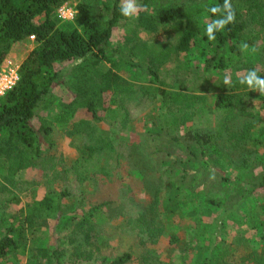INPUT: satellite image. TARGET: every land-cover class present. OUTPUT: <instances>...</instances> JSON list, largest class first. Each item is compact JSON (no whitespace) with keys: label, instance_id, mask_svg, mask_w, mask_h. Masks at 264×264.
Listing matches in <instances>:
<instances>
[{"label":"trees","instance_id":"16d2710c","mask_svg":"<svg viewBox=\"0 0 264 264\" xmlns=\"http://www.w3.org/2000/svg\"><path fill=\"white\" fill-rule=\"evenodd\" d=\"M67 1L70 0H0V69L14 44L28 41L31 35L36 41L19 65L16 84L0 97V164H6V173L1 178L12 184L19 170L40 160L41 147L52 146L46 140L54 123L69 137L79 135L82 140L76 146L79 156L64 170H71L79 182L113 186L124 152L92 122L102 121V112L110 113L112 105H116L124 116L119 118L117 130L112 133L117 136V132L126 129L130 120L123 104L127 83L122 73L135 68L147 78V85L140 88V97L155 105L159 102V106L152 112V124L157 130L127 144L128 155L150 153L151 158L145 160L149 171L163 168L162 175H173L175 180L171 182L179 191L200 192L202 209H219L224 221L227 217L239 219L240 224L247 222L261 245L240 261L264 264V142L253 132L260 122L253 101L259 100V106L264 109V93L236 91L231 86L217 92L210 107L204 93L185 90L183 85L179 89L167 88L159 71L169 52L185 54L199 47L212 54L206 69L221 70L233 61L258 81H264V67L259 70L244 59L233 58L241 56L244 48L258 40L264 41V0H137L141 3L139 10L131 17L121 14L124 0H77L75 18L63 21L56 10ZM242 4L245 12L239 8ZM232 11L234 20H229ZM121 20L132 23L129 37L138 39L137 44L132 42L126 49L111 46L112 32ZM139 31L165 39L153 50L138 36ZM209 35L214 39H209ZM59 62H66L67 66L55 70L54 64ZM61 86L68 88L70 99L61 102L52 121L41 119L36 126L33 120L38 117V110H47L60 101L56 91ZM115 91L119 98L113 96ZM81 109L89 113L90 119L72 121ZM240 116H246L247 121L241 125L233 123ZM190 118L192 126L181 129L182 119ZM111 152L117 155L113 167L103 164L105 155ZM212 156L215 158L207 160ZM69 196L66 188L49 189L41 199L28 205L27 213L20 212L23 219L17 222L1 207L18 202L19 198L12 193L0 198V264H15L10 254L17 249L24 230H33L44 220L56 219L60 213L64 215V199ZM255 196L261 201L260 210L247 207ZM109 203L110 200H104L83 209L79 219L75 215L71 217L76 222L68 234L73 237L74 245L68 261L71 264H163L155 251H142L139 255L124 251L109 261L101 255L99 231L90 218ZM146 213L141 212L133 222L136 241L142 247L154 245L164 233L157 217ZM222 223L234 225L231 221ZM65 250L31 248L29 262L68 264ZM221 259L218 257L213 264H222Z\"/></svg>","mask_w":264,"mask_h":264},{"label":"rangeland","instance_id":"374dc122","mask_svg":"<svg viewBox=\"0 0 264 264\" xmlns=\"http://www.w3.org/2000/svg\"><path fill=\"white\" fill-rule=\"evenodd\" d=\"M126 2L127 0H124L123 4ZM133 3L138 11L141 3L137 0H133ZM76 4L77 0H70L61 5L65 8L64 16L59 14L61 7L59 6L56 10L58 18L63 21H72L76 16ZM239 8L242 12L246 10L244 4ZM131 24L127 20H121L116 25L111 37L113 48L126 49L132 42L138 43V39L129 37L128 29ZM138 36L153 50L165 39L161 35L154 38L146 31H139ZM35 46L36 41L30 39L14 44L0 72L2 70L6 72L8 68H12L13 64L19 66L27 52ZM211 56L208 49L199 47H193L185 54L169 52L167 61L159 68L166 87L179 89L183 85L186 87L185 90L204 93L207 97V105L210 107L214 104L216 93L231 86L236 91L254 90L255 93H262L256 76L248 74L247 69L240 68V64H234L232 61V63L227 62L226 67L221 70L215 67L206 69V62ZM233 58L234 60L244 59L248 65H254L262 70L264 41L258 40L254 45L244 48L241 56H233ZM101 64L105 65L104 62ZM65 66H67L66 62L55 63L54 69L59 70ZM138 71L134 68L122 73L127 83V95H124L123 104L130 120L126 129L117 132V136L112 133V130H117L119 118L124 116L123 111L118 110L119 107L117 108L116 105H112L113 110L110 113L102 112L104 115L102 121L92 122L94 126H98L99 131L105 133L109 139L112 138L111 140L120 146L119 150L124 152V158L114 177L117 182L115 181L113 186L109 187L103 183L93 185L89 181L79 182L74 179L71 170H64L79 156L76 146L81 144L82 140L79 135L69 137L60 126L54 123L46 140V143L52 142V146L44 144L41 147L40 160L35 165L19 170L14 175L12 184L1 178L6 173V164H0V198L11 193L19 198L18 202L3 205L1 209H4V212L12 216L16 222L23 219L20 212L27 213L28 205L41 199L49 189L59 191L66 188L70 192V196L64 199V215L60 213L56 219L44 220L33 230H24L17 249L10 254V260H14L15 264H36L29 262L30 249L36 247L65 248V254H67L65 259L68 264H71L68 258H71L70 253L74 245L73 237L68 234L76 222L71 217L75 215L79 219L83 209L88 210L104 200H110V203L103 205L99 213L90 220L99 231V240L102 242L101 255H104L107 261L124 251L134 255H139L142 251L147 253L155 251L163 264H213L218 257H222V264H248L241 262L240 258L252 249L260 247V240H257L256 235L250 231L247 222L240 224L239 219L233 220L227 217L224 221L223 212L219 209L208 210L200 207L199 201L203 198L200 192H191L189 189L179 191L171 182L175 180L173 175L168 176L167 173L162 175L165 172L163 168L149 171L145 160L151 158L150 153L142 151L128 155L127 146L130 143L157 130V127L152 124V112L157 105L159 106V102L155 105V102L140 97V88L147 85V78L142 71ZM250 77H254L251 85L248 83ZM226 79L227 82H225ZM56 94L60 101H55L47 110H38V117L33 120L36 126L40 125L41 119L47 122L52 121L54 114L61 108V102L71 97L68 88L62 86L57 89ZM113 96L119 98L120 95L115 91ZM253 104L260 117V122L253 132L264 142V109L259 106V100L254 99ZM80 118L90 119V115L86 110L81 109L72 121ZM182 120L184 123L181 129L183 130L193 124L192 118ZM246 121V116H240L234 119L233 123L241 125ZM175 152L176 150L173 149L172 153ZM116 156L115 153H107L103 164L109 167L115 166ZM212 158L215 156L207 157V160L211 161ZM105 181L107 179H104ZM154 198L159 201L155 203ZM260 204L261 201L255 196L247 207L251 206L260 210ZM141 212H147V216L154 214L159 225L163 226L164 233L157 238L154 245L148 244L142 247L136 241L137 229L133 228V222L137 221ZM229 221L232 225L234 223L233 227L222 223H229ZM239 230H248V232L239 233Z\"/></svg>","mask_w":264,"mask_h":264},{"label":"built area","instance_id":"2783aa9c","mask_svg":"<svg viewBox=\"0 0 264 264\" xmlns=\"http://www.w3.org/2000/svg\"><path fill=\"white\" fill-rule=\"evenodd\" d=\"M59 14L61 16H64L65 14L64 6L60 7ZM29 39L35 40L33 35L29 36ZM18 69H19V66L17 64H13L12 68L10 69L8 68L6 72L4 70L0 72V96L5 94L8 90H10L16 84L18 80Z\"/></svg>","mask_w":264,"mask_h":264},{"label":"clouds","instance_id":"9594fccd","mask_svg":"<svg viewBox=\"0 0 264 264\" xmlns=\"http://www.w3.org/2000/svg\"><path fill=\"white\" fill-rule=\"evenodd\" d=\"M226 2H227V0H226ZM120 11H121L122 15H124L126 17H131L136 11V7L133 3V0H127V2L121 6ZM234 15H235L234 11H232V13H230V15H229V20H234ZM208 31H209V33H211V27H209ZM209 39H214V37L209 35ZM253 78L254 77H250L248 79V83L250 85L252 84ZM225 82H227V79L225 80ZM257 84L261 87L262 93H264V81H257Z\"/></svg>","mask_w":264,"mask_h":264}]
</instances>
